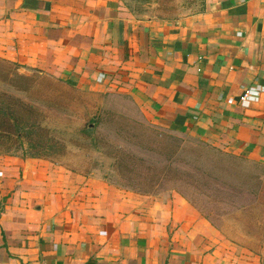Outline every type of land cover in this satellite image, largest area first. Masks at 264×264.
Masks as SVG:
<instances>
[{
  "label": "crops",
  "instance_id": "1",
  "mask_svg": "<svg viewBox=\"0 0 264 264\" xmlns=\"http://www.w3.org/2000/svg\"><path fill=\"white\" fill-rule=\"evenodd\" d=\"M135 4L0 0V59L68 88L129 93L155 122L264 164V95L236 101L264 86V0H203L176 18ZM230 247L176 195L0 156V264H258Z\"/></svg>",
  "mask_w": 264,
  "mask_h": 264
},
{
  "label": "rangeland",
  "instance_id": "2",
  "mask_svg": "<svg viewBox=\"0 0 264 264\" xmlns=\"http://www.w3.org/2000/svg\"><path fill=\"white\" fill-rule=\"evenodd\" d=\"M125 1L136 6V0ZM164 3L160 11L176 18L197 11L200 0L191 8L185 0ZM41 81L42 90L31 95L38 100L34 106L65 151L49 161L119 192L176 195L236 256L264 264L263 163L155 122L129 93L72 89L52 76Z\"/></svg>",
  "mask_w": 264,
  "mask_h": 264
},
{
  "label": "trees",
  "instance_id": "3",
  "mask_svg": "<svg viewBox=\"0 0 264 264\" xmlns=\"http://www.w3.org/2000/svg\"><path fill=\"white\" fill-rule=\"evenodd\" d=\"M154 1L159 3L161 10L164 9V0ZM185 1L191 8L197 0ZM19 69V65L0 59V85L3 86L0 87V156H18V152H22L23 157H18L49 161L65 151L53 132L43 125V114L34 106L38 100L31 96L41 89L43 75L38 72L25 75ZM57 82L61 83L60 80ZM51 101L56 103L58 98Z\"/></svg>",
  "mask_w": 264,
  "mask_h": 264
},
{
  "label": "built area",
  "instance_id": "4",
  "mask_svg": "<svg viewBox=\"0 0 264 264\" xmlns=\"http://www.w3.org/2000/svg\"><path fill=\"white\" fill-rule=\"evenodd\" d=\"M97 82L98 83L107 82L106 76L100 74L97 78ZM263 95H264V86L253 85L247 88H243L240 95H238L236 101L242 108H248L249 106L258 103Z\"/></svg>",
  "mask_w": 264,
  "mask_h": 264
}]
</instances>
